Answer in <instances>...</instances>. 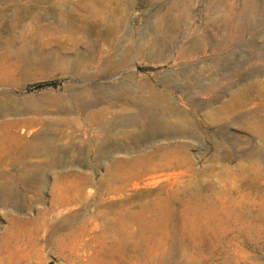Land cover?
<instances>
[{"label": "rangeland", "instance_id": "374dc122", "mask_svg": "<svg viewBox=\"0 0 264 264\" xmlns=\"http://www.w3.org/2000/svg\"><path fill=\"white\" fill-rule=\"evenodd\" d=\"M19 1L0 0V264H264V0H176L164 27L171 0L113 2L121 25L82 66L68 17L16 24ZM152 93L181 131L135 138L123 121Z\"/></svg>", "mask_w": 264, "mask_h": 264}, {"label": "bare ground", "instance_id": "6f19581e", "mask_svg": "<svg viewBox=\"0 0 264 264\" xmlns=\"http://www.w3.org/2000/svg\"><path fill=\"white\" fill-rule=\"evenodd\" d=\"M118 1H119V3H121L122 6H124V4L126 3L125 0H20L19 1L20 5H18L19 9H18V13L15 17L16 18L15 22H16V24H19L22 22V20L24 18L32 17L33 19H37L38 17H40L42 15L44 16V15L49 14L51 12H59L60 14H65L66 17H68V18L65 17L66 21L61 24V29H63V30L74 29L79 35H82L85 37V41L87 43V47L83 51L75 53V59L77 61V64L82 66L83 65L82 63H83V60H85V57L87 59H90V58L93 59V54H92V51L94 49L93 40L98 42V40H100V38H98L100 35L104 34V35L110 36V34L115 32L120 27V25H121L120 21H117V20L112 21V19L110 18L111 17V12H110L111 7L110 6L113 2H118ZM227 3H229V2H227ZM252 3H253L252 0H245V2H243L241 5V10L242 11L249 10ZM175 11L180 15V14H184L188 10L187 9H185V10L180 9L178 1L171 0V2L169 3L168 9L164 13L163 18H161L158 25L160 27H164L165 21L167 19H170L171 18L170 16L174 15ZM99 20H100V22H98ZM77 23H78V25L76 26ZM100 26L103 28L101 29ZM93 36H94V39L91 38ZM105 40H107V39H105ZM108 42H109V45H108L109 49L112 50L113 48L110 45L111 41H109V38H108ZM200 42H201V40L198 37H194L192 40H190V43H189L186 50H188L190 52V54H197L198 52L203 51V49H201V43ZM130 56H131V54H130L129 50H126V53L123 54V61L126 62ZM177 57L183 58L182 51H180V53L177 55ZM97 58L99 60L105 59V55H103L100 52L98 54ZM114 64H115L114 60L113 59L110 60L108 62V64L106 65L107 69L113 68ZM6 69H10V66H8L6 64L5 58L0 57V80H3L2 78L4 76H7V74H9L8 72H5ZM251 71H253V73L249 77H254L255 75L258 74V73H254L253 69H251ZM85 76L88 78L90 75L87 72V75H85ZM129 77L131 79H133V74H131ZM239 78L242 79L243 77L239 76ZM261 88L262 87L258 82H252L251 84H249L245 88V91L248 94L247 95L248 98L252 100L254 98L252 92L254 90H258ZM113 92H115V91H113ZM117 96H118V98L121 97L123 99H126V98H128L129 95H128V92L125 91V89H124V90H121L120 92H118ZM91 97H92V95H91ZM217 98H218V95H215V99H217ZM132 102L134 104H136L138 110L131 117L129 116V117L125 118V120L123 121V124L124 125L130 124L137 130L139 135L136 136V134H135V138H138L139 136H145V134L146 135H148V134L159 135L162 131H166L167 129H174V130L181 131V127L183 125V120L181 119V116L183 114V110L179 109L177 105L169 102L166 98H164V96L152 93L151 95H149L147 105H140L139 101H137L136 99H132ZM89 104L93 105L94 101H90ZM87 108H89V106ZM11 110H12V98L10 96H0V117L7 115L9 113V111H11ZM193 110H194V108H193ZM255 112L256 111L254 110V113ZM91 115H92V113H91ZM251 115L254 116V114H251ZM96 122H97V120H96ZM143 130L145 133H141V131H143ZM142 134H144V135H142ZM13 136L17 138L18 135L16 133H14ZM42 138L48 142L58 140L57 138L55 139V137L53 135H50L49 133L44 134V136H42ZM64 145H66V144H64ZM123 147H125V149H129L124 144H123ZM117 148H119V147H117ZM140 153H142V152H140ZM48 172H50V171H48ZM38 191H39V189H38Z\"/></svg>", "mask_w": 264, "mask_h": 264}, {"label": "trees", "instance_id": "16d2710c", "mask_svg": "<svg viewBox=\"0 0 264 264\" xmlns=\"http://www.w3.org/2000/svg\"><path fill=\"white\" fill-rule=\"evenodd\" d=\"M45 84H38V85H35L36 88H39V87H42L44 86Z\"/></svg>", "mask_w": 264, "mask_h": 264}]
</instances>
